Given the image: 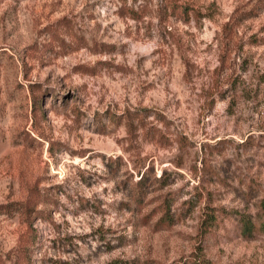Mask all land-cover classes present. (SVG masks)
Masks as SVG:
<instances>
[{
    "label": "rangeland",
    "instance_id": "1",
    "mask_svg": "<svg viewBox=\"0 0 264 264\" xmlns=\"http://www.w3.org/2000/svg\"><path fill=\"white\" fill-rule=\"evenodd\" d=\"M0 264H264V0H0Z\"/></svg>",
    "mask_w": 264,
    "mask_h": 264
},
{
    "label": "trees",
    "instance_id": "2",
    "mask_svg": "<svg viewBox=\"0 0 264 264\" xmlns=\"http://www.w3.org/2000/svg\"><path fill=\"white\" fill-rule=\"evenodd\" d=\"M174 3H175V1H174ZM34 112H35V114L38 113L36 100H35ZM128 127H129V131L132 133V124H131V122L128 123ZM145 128H146L145 124L141 125V129H145ZM147 133H148V131H147ZM143 184H144V179L141 178L139 180V182L137 183V185L139 187H143ZM140 192H142V191H140ZM38 196H39V198H38ZM40 198H41L40 194L36 195L34 197V200L36 201V202L33 203L34 205L28 204V205L22 207V210H23V213L25 214V216H28L30 218L32 217V219H39V218L43 217L44 211L38 209V205L41 203ZM166 216H167V213L165 214V216L163 217L162 220L164 221V219H166V220H168V222H172L171 217H167L166 218ZM31 232H32L31 234H32V237H33V242L35 243V240H36V237H37V233H36V230L33 228V226H32Z\"/></svg>",
    "mask_w": 264,
    "mask_h": 264
}]
</instances>
